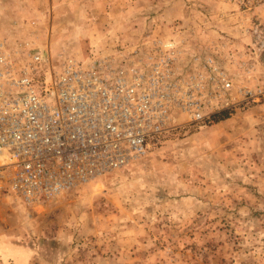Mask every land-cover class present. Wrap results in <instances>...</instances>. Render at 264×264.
Masks as SVG:
<instances>
[{
  "label": "rangeland",
  "instance_id": "374dc122",
  "mask_svg": "<svg viewBox=\"0 0 264 264\" xmlns=\"http://www.w3.org/2000/svg\"><path fill=\"white\" fill-rule=\"evenodd\" d=\"M0 33L54 62L172 36L233 103L56 196L2 188L0 264H264V0H0Z\"/></svg>",
  "mask_w": 264,
  "mask_h": 264
},
{
  "label": "built area",
  "instance_id": "2783aa9c",
  "mask_svg": "<svg viewBox=\"0 0 264 264\" xmlns=\"http://www.w3.org/2000/svg\"><path fill=\"white\" fill-rule=\"evenodd\" d=\"M179 44L145 36L126 52L54 62L0 33V190L26 202L56 196L143 157L182 122L227 110L220 67L202 65L207 76L182 64Z\"/></svg>",
  "mask_w": 264,
  "mask_h": 264
},
{
  "label": "trees",
  "instance_id": "16d2710c",
  "mask_svg": "<svg viewBox=\"0 0 264 264\" xmlns=\"http://www.w3.org/2000/svg\"><path fill=\"white\" fill-rule=\"evenodd\" d=\"M227 117V111H221L213 116L214 119H222Z\"/></svg>",
  "mask_w": 264,
  "mask_h": 264
},
{
  "label": "water",
  "instance_id": "95a60500",
  "mask_svg": "<svg viewBox=\"0 0 264 264\" xmlns=\"http://www.w3.org/2000/svg\"><path fill=\"white\" fill-rule=\"evenodd\" d=\"M43 55H44V57H47L48 56L46 50H43Z\"/></svg>",
  "mask_w": 264,
  "mask_h": 264
}]
</instances>
